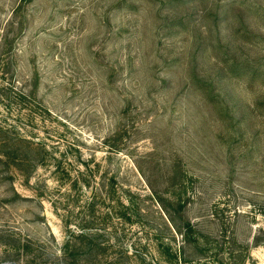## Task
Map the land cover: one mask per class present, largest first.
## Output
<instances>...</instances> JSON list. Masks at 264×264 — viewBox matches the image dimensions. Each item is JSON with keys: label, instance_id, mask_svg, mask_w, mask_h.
Here are the masks:
<instances>
[{"label": "rangeland", "instance_id": "1", "mask_svg": "<svg viewBox=\"0 0 264 264\" xmlns=\"http://www.w3.org/2000/svg\"><path fill=\"white\" fill-rule=\"evenodd\" d=\"M0 129V264H264V0H0Z\"/></svg>", "mask_w": 264, "mask_h": 264}, {"label": "trees", "instance_id": "2", "mask_svg": "<svg viewBox=\"0 0 264 264\" xmlns=\"http://www.w3.org/2000/svg\"><path fill=\"white\" fill-rule=\"evenodd\" d=\"M2 129H0V131H1ZM24 140V139H23ZM24 142H27V141H24ZM1 157H4V158H6L7 157V155H6V153H3V154H1L0 155ZM0 160L2 161V159L0 158ZM0 161V162H1ZM22 161L21 160H19V163H21ZM15 166V168L17 169V170H21V168H20V164H17V165H14ZM20 172V171H19ZM28 177V173H26V176H25V178H27ZM192 228L191 227H189L188 228V230L183 234V239H185V241L188 239L189 240V233L191 232L192 233ZM86 237H92V236H89V234H87V231L84 229V228H81L76 234H74V233H71L70 234V237H68V240H67V243H66V246H64V250H63V253H62V257H61V259H67L68 258V256H67V252L69 251V248H73L74 250H76L78 247H77V244H73L74 243V241H76V240H78V241H81V243H80V245L79 246H81L82 245V247L84 248V240L86 239ZM81 239V240H80Z\"/></svg>", "mask_w": 264, "mask_h": 264}]
</instances>
